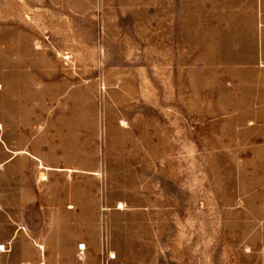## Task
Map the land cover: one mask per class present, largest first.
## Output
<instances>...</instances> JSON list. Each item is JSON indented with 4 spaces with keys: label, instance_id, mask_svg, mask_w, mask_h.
I'll list each match as a JSON object with an SVG mask.
<instances>
[{
    "label": "rangeland",
    "instance_id": "rangeland-1",
    "mask_svg": "<svg viewBox=\"0 0 264 264\" xmlns=\"http://www.w3.org/2000/svg\"><path fill=\"white\" fill-rule=\"evenodd\" d=\"M251 10L0 0V85L37 93L16 125L33 128L51 166L73 168L44 170L46 185L98 195L97 222L81 229L87 264H264V61ZM33 170L36 192L46 185ZM17 223L20 244L48 228L57 242L54 222ZM8 249L0 264H19Z\"/></svg>",
    "mask_w": 264,
    "mask_h": 264
},
{
    "label": "crops",
    "instance_id": "crops-1",
    "mask_svg": "<svg viewBox=\"0 0 264 264\" xmlns=\"http://www.w3.org/2000/svg\"><path fill=\"white\" fill-rule=\"evenodd\" d=\"M250 1L252 15L249 17L258 19L260 27L257 55L264 61V0ZM2 89L0 85V101L3 99L5 103L0 115L8 116L1 118L4 121L0 119V253L8 251V246L12 253L15 250L20 252L23 259L19 264H87L92 259V254L85 250L88 239L80 241L84 233L81 229L83 222H97V192L79 189L75 187V183L72 187L65 184L50 188L49 184L46 185L44 170L52 169L53 176H58L59 171H69L71 177L73 168L51 166L50 160L41 153L40 146L31 138L33 128H20L16 125L20 122L27 125L30 115L26 111L32 108L29 106L37 93L29 96L20 89L15 92ZM6 97L14 101L15 106L7 105ZM38 97L42 100L43 94L40 93ZM20 114L25 116L21 118ZM13 161L15 162L11 165ZM34 162L41 171V184L46 185L36 192L33 180ZM17 222H50L47 227L54 222L56 230L53 231V236L55 235L57 242L51 240L48 228L47 236L44 234L33 242L22 239L20 244ZM80 245H84V248H80ZM77 249L80 250V255ZM12 256L16 257L15 254Z\"/></svg>",
    "mask_w": 264,
    "mask_h": 264
},
{
    "label": "bare ground",
    "instance_id": "bare-ground-1",
    "mask_svg": "<svg viewBox=\"0 0 264 264\" xmlns=\"http://www.w3.org/2000/svg\"><path fill=\"white\" fill-rule=\"evenodd\" d=\"M43 178H44V177H43ZM121 205H122V204H120V206H121ZM79 247H80V248H84V245H83V246H82V245H80ZM0 249H2V248H0Z\"/></svg>",
    "mask_w": 264,
    "mask_h": 264
}]
</instances>
